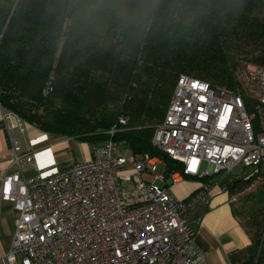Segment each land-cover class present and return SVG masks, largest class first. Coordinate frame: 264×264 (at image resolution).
Wrapping results in <instances>:
<instances>
[{"label":"trees","instance_id":"1","mask_svg":"<svg viewBox=\"0 0 264 264\" xmlns=\"http://www.w3.org/2000/svg\"><path fill=\"white\" fill-rule=\"evenodd\" d=\"M242 60L264 66V0H0L1 105L44 132L158 156L166 176L182 164L152 137L178 77L233 88ZM250 239L230 264H264V226Z\"/></svg>","mask_w":264,"mask_h":264},{"label":"built area","instance_id":"2","mask_svg":"<svg viewBox=\"0 0 264 264\" xmlns=\"http://www.w3.org/2000/svg\"><path fill=\"white\" fill-rule=\"evenodd\" d=\"M236 73V89L178 77L152 137L182 164V173L168 175L170 185L159 183L166 176L157 172L161 158L113 139L95 145L89 159L25 179L21 172L36 166V155L11 137L18 171L3 177L1 198L18 216L0 264H197L202 254L188 213L209 189L179 199L170 186L179 177L223 176L237 164L252 170L264 161V66L248 62ZM13 119L23 133L24 121Z\"/></svg>","mask_w":264,"mask_h":264},{"label":"crops","instance_id":"3","mask_svg":"<svg viewBox=\"0 0 264 264\" xmlns=\"http://www.w3.org/2000/svg\"><path fill=\"white\" fill-rule=\"evenodd\" d=\"M12 114V115H11ZM13 113L0 103V257L8 251L18 212L9 200L1 198V183L6 175L16 173L13 164L14 152L11 137L18 140L21 150L34 151L36 166H28L21 172L28 179L39 172H49L55 168L89 159L93 144L79 141L73 137L44 132L34 124L24 122L21 133L15 126ZM162 171L164 169V164ZM262 165L257 170L262 177ZM247 169V176L251 172ZM258 175V176H259ZM257 176V177H258ZM179 177L170 191L179 199H186L203 188L209 189V197L198 201L189 210V222L195 230L194 245L202 254L197 264H230V256L240 253L251 243L250 236L235 210V200L240 192L229 189L239 179L231 172L223 176ZM169 176L159 181L161 185H170Z\"/></svg>","mask_w":264,"mask_h":264},{"label":"rangeland","instance_id":"4","mask_svg":"<svg viewBox=\"0 0 264 264\" xmlns=\"http://www.w3.org/2000/svg\"><path fill=\"white\" fill-rule=\"evenodd\" d=\"M248 62L250 61L242 60L241 63H239V66ZM235 77H237V75ZM236 88L237 85L236 87L230 89ZM261 165L262 172H264V161L261 163ZM248 168L249 167L243 166L242 164H237L230 172L231 174L236 175L238 178H243L244 175L247 174ZM161 171L162 166L160 165L157 172ZM262 187H264V176H256L247 188L243 189L239 193L237 192L238 195L235 200V210L237 215L239 216L246 230L250 233V236L254 237L259 235V232L264 226V195L262 194V190H260ZM239 254L241 257H243L245 255V250L241 251Z\"/></svg>","mask_w":264,"mask_h":264}]
</instances>
